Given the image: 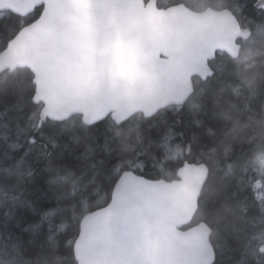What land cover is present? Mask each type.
<instances>
[{
	"label": "snow or ice",
	"instance_id": "6c2138e0",
	"mask_svg": "<svg viewBox=\"0 0 264 264\" xmlns=\"http://www.w3.org/2000/svg\"><path fill=\"white\" fill-rule=\"evenodd\" d=\"M253 3L0 0V264H264Z\"/></svg>",
	"mask_w": 264,
	"mask_h": 264
},
{
	"label": "trees",
	"instance_id": "16d2710c",
	"mask_svg": "<svg viewBox=\"0 0 264 264\" xmlns=\"http://www.w3.org/2000/svg\"><path fill=\"white\" fill-rule=\"evenodd\" d=\"M161 2L163 3H167L169 2V0H161ZM206 2L208 4H214L215 0H206ZM253 0H247V6L245 9V14L248 16H253L256 14L257 9L253 8ZM3 105H4V101L0 100V110L3 109ZM179 119L181 121V123L179 125H177L174 129V133H175V139L177 142L180 141L181 139V133H184L185 136H187L190 132V130L187 127V122L191 119V117L187 114V112H180V113H172L169 112L167 114V120L169 123H171L173 120H177ZM163 132V126H160L158 128H154L150 131L149 135L150 137L155 140V141H159L160 140V136ZM102 142V140H101ZM116 153H113V159L115 158ZM27 187V186H25ZM29 193L27 191H25V195H28ZM245 195L248 197L249 202L251 203L253 200V196L254 195V191H246ZM0 199H3L2 196H0ZM7 209L3 206H0V215H2Z\"/></svg>",
	"mask_w": 264,
	"mask_h": 264
},
{
	"label": "rangeland",
	"instance_id": "374dc122",
	"mask_svg": "<svg viewBox=\"0 0 264 264\" xmlns=\"http://www.w3.org/2000/svg\"><path fill=\"white\" fill-rule=\"evenodd\" d=\"M256 189L259 190H254V195L258 199L260 197H264V187H261L260 185H256Z\"/></svg>",
	"mask_w": 264,
	"mask_h": 264
},
{
	"label": "water",
	"instance_id": "95a60500",
	"mask_svg": "<svg viewBox=\"0 0 264 264\" xmlns=\"http://www.w3.org/2000/svg\"><path fill=\"white\" fill-rule=\"evenodd\" d=\"M253 8H254V9H256V6H255V4H253Z\"/></svg>",
	"mask_w": 264,
	"mask_h": 264
}]
</instances>
